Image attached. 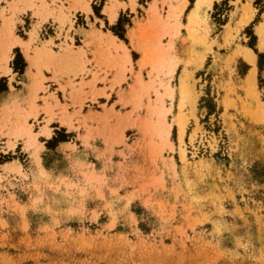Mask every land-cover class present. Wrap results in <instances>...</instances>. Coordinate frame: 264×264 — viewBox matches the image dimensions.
I'll list each match as a JSON object with an SVG mask.
<instances>
[{
  "label": "rangeland",
  "instance_id": "rangeland-1",
  "mask_svg": "<svg viewBox=\"0 0 264 264\" xmlns=\"http://www.w3.org/2000/svg\"><path fill=\"white\" fill-rule=\"evenodd\" d=\"M125 1L141 27L140 42L131 35L135 61L142 53L136 71L130 60L115 70L99 58L103 33L89 19L86 32L78 15L93 12L86 0H14L1 9L0 264H264V134L229 113L252 116L231 97L237 59L251 64L246 50L255 52L254 40L239 36L248 17L223 28L213 8L228 0ZM105 2H93L96 16ZM119 6L111 0L105 10L111 23L109 9L117 15ZM129 24L124 16L107 28L122 33ZM18 47L27 80L14 69ZM11 68L18 91L2 103L1 76ZM111 72L109 88L98 89ZM247 83L259 103L253 123L264 127L260 93ZM212 86L226 93L225 110ZM41 135L51 139L43 145ZM60 142L71 143L54 151Z\"/></svg>",
  "mask_w": 264,
  "mask_h": 264
},
{
  "label": "crops",
  "instance_id": "crops-1",
  "mask_svg": "<svg viewBox=\"0 0 264 264\" xmlns=\"http://www.w3.org/2000/svg\"><path fill=\"white\" fill-rule=\"evenodd\" d=\"M14 0H0V12L2 8H7V2L8 3H12ZM87 2H89V5H86L85 8H89L90 10H92L93 12L91 14L84 15L82 12H78V15L81 17V20L83 22L84 25V30L86 32H88L90 29L85 28V25H88L87 20H90V23L94 24L96 26L97 30H101L103 33L104 37H97L96 38V43H99L98 46L99 48L102 47L104 50L103 51H99L98 50V56L99 58H103L106 61L105 58H107V60L109 62H113V65H116L117 69H122V64H123V59L125 62H128L127 60H130L133 64V67L135 68L136 71V66L135 63L142 59V53L140 51H138L141 55V57L139 58V60L135 61L134 59V53L132 51V48H130V45H132V39H131V35L133 34L135 36L134 39V43L140 42L141 38V27L138 26L136 23L134 25L133 22V17H132V7L129 4V1H125L119 0V4H124V6H119L118 10H117V15H116V11L113 10L112 8L109 10H113V12H115V21L114 22H110L109 19V14L107 12H105L106 8L111 6V0H106L105 5H103L100 9V14L101 17H98L95 15L94 13V9H93V2L96 3V0H86ZM197 2V0H196ZM256 0H228L226 4H224V6L222 7V5L220 3H217L219 5H215L213 8V11L215 10L216 12H218L219 14L217 15L218 18H223L224 19V24H223V28H226L227 25H230L232 28L236 27L239 23L241 24L243 22V20L245 19V17H248L247 20L245 21V23L241 24V28H240V32H239V36H245V38L247 40L252 39V37L254 38V48H252L255 52L254 54L256 55V60H255V64H248L243 58H238L237 59V65L235 66L236 69V75H234V79H235V84H236V95H232L231 97L236 101V104L239 107V110H242L243 107V102H246L247 104H249L250 106H248V108L252 109L251 114L252 116L254 115L255 111L258 109L259 107V103L258 101L254 98V97H248V92H247V88L248 83L247 80L249 79L250 81H252V83H256V91L260 93V96H258L259 98V102L260 104H262L263 109H264V0H262V11H260V9L258 8L257 4H255ZM247 3H251L252 6V11H251V16H249L250 14L247 13V9L245 7V5ZM190 5V1L189 4L186 8V10L188 9ZM21 7V5H20ZM222 8H224L223 10H220ZM111 11H109L110 13ZM32 16V12L30 10H27L24 14L20 15V19L22 22L26 23L25 19L27 17ZM124 16H127L129 18L132 19V24H129L126 27L124 36L126 38L127 41L121 39L119 36L115 35L114 32L112 30H110L109 28H107V25L109 26H116L118 24L119 21H121ZM77 19V17H76ZM103 22V26L102 23ZM22 23H18L17 27H21ZM0 27H1V22H0ZM80 28V25L75 26V30H77V28ZM104 27V29H103ZM251 30L252 32V36L248 33L246 34L245 31L247 29ZM225 32V29L220 30V34L219 35H223ZM51 38V37H50ZM52 38L57 39V37L53 36ZM48 39H46L47 41ZM82 41L86 42V43H91L92 41L88 38H86L85 40L83 39ZM18 42V40L16 41V43ZM20 43V42H19ZM23 44V43H20ZM56 45H59L60 43L55 41ZM121 46V47H120ZM128 50L125 52L123 50L126 49ZM21 52L22 55L24 56L27 66L25 68V72L22 75V77H24V79L27 80V72L29 69V63L24 55V52L22 50L21 47H18ZM251 48V47H250ZM236 48L233 47L232 50L234 51ZM10 52H11V47L9 48ZM93 50V49H92ZM91 50V51H92ZM251 50V49H248ZM86 52V57L90 60L93 58V55L90 53V50H85ZM125 54H124V52ZM101 53V55L99 54ZM15 53L13 51V58L12 60L9 62V67H11V63L13 62ZM125 56H126V60H125ZM112 60V61H111ZM254 66V67H253ZM93 67V66H92ZM91 67V68H92ZM129 67V66H127ZM98 71V70H97ZM35 72V71H34ZM14 69L11 68V73L7 74V75H2L1 77H7L8 81H5L6 85H7V90L4 92V94H2V103L6 100H8L11 95H14L15 92H13L12 88H14L13 83L11 82V75L14 74ZM16 75V73H15ZM44 75L46 78L51 79L52 76L50 74H48L47 72L44 71ZM100 77H103V74L100 75ZM113 77V73L111 72L108 76V80L109 82L106 84L97 83V88L98 89H104V88H109L110 86V80ZM127 78V83H129V73H127L126 75ZM125 83V82H124ZM124 83L122 84V86L124 85ZM46 87L50 88L51 92L50 93H57V95L59 94V86L58 84L54 81V80H50L46 82ZM118 86H116L114 88L113 92H110L109 90L106 92L107 94H110V98L113 97L114 93L117 91ZM14 90L18 91L16 88H14ZM24 93L26 92L23 89ZM210 93L214 99V101L218 104V106H222V110H225L224 105L222 103L223 98H225L226 93L223 90H218L217 87H213L210 88ZM219 95V97H218ZM41 96V94H40ZM238 97H240L241 99H238ZM58 99L60 100L59 96ZM100 99L103 100H108L106 97L102 96L100 97ZM178 100V95H176V101ZM61 101V100H60ZM219 102V103H218ZM62 103V102H61ZM220 104V105H219ZM40 105V104H39ZM230 114L235 115L237 122L238 123H244L246 129L251 130L252 132H259L261 135L264 134V127H262L261 125H256L253 123L254 119L252 116H246V114L244 113H239L237 114L236 112H233V110H229ZM57 124H60L58 121H56ZM252 123V124H251ZM54 125V124H52ZM61 125L59 127H51V130H53L52 135L55 134V129H60ZM51 139L41 135L38 138L39 143L45 145L49 140ZM71 142H60V144L56 147V149L54 151L56 152H61L62 150H65V147L67 145H69ZM77 145L80 149V151H82L81 149V143L77 142ZM95 147L100 148L98 142L94 143ZM93 152V151H92Z\"/></svg>",
  "mask_w": 264,
  "mask_h": 264
},
{
  "label": "bare ground",
  "instance_id": "bare-ground-1",
  "mask_svg": "<svg viewBox=\"0 0 264 264\" xmlns=\"http://www.w3.org/2000/svg\"><path fill=\"white\" fill-rule=\"evenodd\" d=\"M205 1H209V0H197V2H196V4H197V6L199 7L203 2H205ZM87 11H91L89 8L87 9V8H85ZM109 11H111L110 12V18H111V20L113 21L114 19H115V12H113V10H109ZM248 11H249V9H248ZM194 18V17H193ZM192 18V19H193ZM246 20H247V18H246ZM245 20V21H246ZM189 21H190V19H189ZM191 22V21H190ZM263 48H264V45H263ZM40 55V54H39ZM246 57H247V59H248V61L252 64V65H254L255 64V60H256V55L254 54V52L252 51V50H246ZM31 62H32V65H34V59L33 60H31ZM254 67V66H253ZM31 90H33V89H31ZM31 92V91H30ZM31 94V93H30ZM181 136H183V132H182V134H181Z\"/></svg>",
  "mask_w": 264,
  "mask_h": 264
},
{
  "label": "trees",
  "instance_id": "trees-1",
  "mask_svg": "<svg viewBox=\"0 0 264 264\" xmlns=\"http://www.w3.org/2000/svg\"><path fill=\"white\" fill-rule=\"evenodd\" d=\"M93 9L95 10V6H93ZM95 11H96V10H95ZM260 11H262V10H260ZM96 13H97V12H96ZM120 23H121V21L118 22V24L116 25V27H119V26H120ZM113 28H114V27H113ZM113 28H112V31L115 33V35H117V36H119L121 39L127 41L126 38H125V36H124L125 31H123L122 33H118V32H116L115 30H113ZM250 35L252 36V32L250 33ZM252 39L254 40L253 37H252ZM251 47L254 48V46H251ZM19 59H22V55H21V53H19V51H18V52H17V57H16V59H15V61H14V69H19L21 73H24V70H25V67H26V63H25L24 60L22 59V60H23V64H22V66H21V67H18V66H17V62H18ZM0 92H1V80H0ZM49 144H50V142L48 143V145H49Z\"/></svg>",
  "mask_w": 264,
  "mask_h": 264
}]
</instances>
